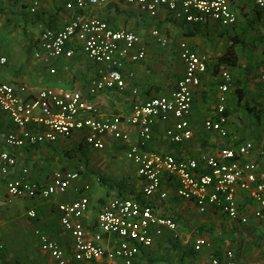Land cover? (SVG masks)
I'll return each instance as SVG.
<instances>
[{
	"label": "built area",
	"instance_id": "obj_1",
	"mask_svg": "<svg viewBox=\"0 0 264 264\" xmlns=\"http://www.w3.org/2000/svg\"><path fill=\"white\" fill-rule=\"evenodd\" d=\"M49 0H32L29 14H35ZM66 11L71 12L69 22L60 30L40 26L35 41L33 57L43 60L48 66L61 58L70 59L77 53L97 66V72L86 89L56 90L43 88L30 92L25 85L0 81V111L4 113L15 130L0 134V185L3 184L7 199L50 201L55 197L76 196L71 201L56 205L61 230L70 238V246L52 240L36 229L34 237L39 248L55 264H134L142 251L151 249L167 231L177 238V225L159 214L155 207L141 204L133 199L113 197L99 210L94 229L83 219L89 210L85 195L89 187L79 185L80 173L56 171L47 184H38L27 179L28 168H18V152L38 144H53L68 140L76 132L82 135L83 143L96 151L104 150L106 140L131 142L129 132L123 127L136 128L137 143L130 144L125 152L126 160L136 170L142 182L141 196L145 199L165 201L168 192L162 185L165 177L175 184L178 199L192 202L199 214L212 208L230 221L242 225L248 218L241 216L237 203L240 192L245 193L255 204L253 216L264 218V182L257 177V166L251 160L255 146L246 141L234 148L221 149L218 156L200 155L195 159L178 160L173 156L147 150L152 141L156 122L164 126L163 136L168 144L180 145L189 142L193 132L189 126L193 92L201 84L206 72L208 58L193 52L185 42L178 43V54L184 67L176 90L168 96L157 97L137 104L125 116L97 113L92 99L104 91L125 89L126 81L134 74L126 68L139 64L146 58V46L140 36L124 30L115 31L109 24L92 12L113 5L135 8L150 18L157 17L160 10L166 11L175 22L190 25L215 22L222 27L235 25L237 16L227 0H56ZM264 17V0H253ZM152 40L161 47L168 46V39L159 31L150 32ZM7 64L0 57V75ZM54 68L49 69L54 74ZM216 118L203 122L206 132L227 139V119L224 116L227 93L232 78L223 72L220 76ZM258 81L264 92V71ZM16 170V171H15ZM15 171V176L13 172ZM30 219L35 212L27 213ZM96 229V231H95ZM211 247L208 239L195 238L192 248L200 253ZM207 264H242L236 255L227 251L222 257L210 254ZM264 264V263H256Z\"/></svg>",
	"mask_w": 264,
	"mask_h": 264
},
{
	"label": "crops",
	"instance_id": "obj_2",
	"mask_svg": "<svg viewBox=\"0 0 264 264\" xmlns=\"http://www.w3.org/2000/svg\"><path fill=\"white\" fill-rule=\"evenodd\" d=\"M31 1L0 0V33H3L4 37V39L0 38V57L7 59L4 71L0 75V81L9 84L25 85L33 93L43 88H53L56 90H79L83 94H86V89L97 72V66L84 59L81 53H77L70 59L61 58L56 60L51 66H48L43 60H36L33 57L35 41L40 34V26L46 29L60 30L69 22L72 13L64 10L56 0H49L35 14L31 15L28 12ZM227 1L234 12L235 8L240 9L245 3L250 5L249 16L246 17L254 24L256 23L255 15H258L264 27V17L253 3V0H235L236 2L234 1L235 4L233 5L230 3L231 0ZM235 14L237 20L232 27H236L239 20V12H235ZM92 15L105 20L115 31L124 30L140 36L147 51L144 61L126 68L127 71L134 74V77L132 80L126 81L123 91H104L92 99L97 113L125 117L131 112L133 106L143 104L152 98L168 96L174 92L178 81L184 73V67L178 54V43L185 42L193 52L206 55L208 58L206 72L201 76V84L193 92L192 111L189 121L193 137L189 142L184 144H168L163 136L164 126L156 122L153 126L152 141L145 149L167 153L178 160H186L198 158L200 155L218 156L221 149L234 148L243 142L251 141L255 146L251 160L257 166V177L264 182V128H253L251 126L247 129V126L254 123L256 115L264 113L263 108L262 110L254 108L256 105L254 104L255 100L259 94L262 96V102L264 101V92L258 81L259 75L264 71V51L261 59L255 58V51L251 52V56L254 57L253 61L257 63L253 65V68H247V72L249 70L253 74L259 71L257 76L259 91L253 89L252 85H250V74L248 84L242 81L241 78L238 79L239 82L238 80L237 82L232 80L231 87L227 93L225 109L227 116L224 113L227 119L226 130L228 138L221 139L214 133L206 132L203 128V122L216 118L214 110L219 94L218 87L221 84L220 70L224 67L229 69L236 67L240 56L237 50V45L240 43L239 36L236 38L232 36L238 40L235 45L237 58L235 65L217 66V59L224 53L225 48L231 41L226 47L218 48L216 46L217 42L220 41L221 35L224 36L226 31H229V28L222 27L215 22L209 21L204 24L190 25L184 22H175L164 10H160L157 17L150 18L139 13L135 8L127 9L113 5H108L106 8L94 11ZM151 21L155 24V29L153 30L159 31L162 36L168 39L167 47H161L152 40L150 37L152 30L146 31L147 25ZM195 28H198L199 32L195 33ZM206 36L208 38L211 37L209 39L215 41L213 46L207 43ZM261 36L260 40L264 43L263 34ZM219 46H221L220 43ZM155 65L160 70H156L157 74L150 75ZM51 67L56 71L53 75L49 73ZM237 88L244 93V98L241 102L238 101L236 95ZM257 111H259V114ZM239 120L240 123L237 122ZM122 129L129 132L131 142L123 144L108 138L102 151H96L86 146L82 141L80 132L72 135L71 138H75L74 142L67 147H64L66 145L65 141H69L71 138L68 140L60 139L53 144H38L27 147L18 152V168H28L27 179L43 185L50 182V176L53 171L46 174L45 162L53 155L56 156V161L58 160L59 162L60 171L71 172L79 164H75L76 160L72 159L70 161L65 159L66 156L64 157V154L70 156L72 155V150L76 152L78 149L91 154H100L105 151L114 150L116 153H120V159H118L120 164L126 165L133 170L134 176L139 180L135 167L125 158L128 146L138 142L136 140L137 129L129 127H123ZM14 130L15 128L8 120V117L0 111V134ZM249 134L253 135V139H251V136H248ZM75 140L78 142L77 145ZM0 149H4L1 143ZM118 167L119 164L115 170H118ZM80 169H82L81 166ZM15 171L11 176H15ZM80 180L82 183L80 182L79 185H87L89 187L85 195L89 199V205H91L96 197L93 192H95V188L98 185L89 181L85 173L80 174ZM139 182V191L141 192L142 182L140 180ZM164 182H168V185L166 184L167 188L175 186V184L170 183L168 177L164 178ZM162 185L165 186L163 183ZM0 186L4 188L3 184ZM133 189L135 191V188ZM121 193L122 189H111L110 194H107L108 196L105 194L106 198L103 200L102 206L111 199V196L112 198H123ZM74 199H76V196L71 195L66 198L55 197L50 201L40 199L27 201V205L31 206L32 208L30 207V209L36 211L35 215H37L33 218L36 221L29 218L31 226L34 227L33 233L36 229H39L41 232L47 233L46 235L51 238L53 233L56 234L58 232L57 239H62V241H56L62 245L65 244L68 248L70 246V238L60 228L56 205L59 202ZM237 203L240 215L248 218V222L245 225L230 221L226 216L212 208H207L204 214H199L195 205L188 201L180 200V206L175 205L171 210L155 206L161 216L173 220L177 225L176 239L178 240L180 251L172 249L171 245H169L171 244L169 243L171 234L167 231L156 241L154 247L168 246L171 250L170 253L172 255L176 254L179 258L180 264H207L210 254L222 257L227 251L233 252L242 264L264 263V218L262 220L254 218L253 212L256 210V204L245 193L240 192ZM51 206L54 208L53 212ZM88 211L83 221L92 228L98 212L91 218V212L90 210ZM50 214L56 217L55 225H52L48 221ZM45 220L47 223L43 222ZM198 237L208 239L211 247L200 253L193 252L192 243ZM153 248L141 252L134 264H137L139 258ZM39 253L50 264L51 258L42 251ZM71 264L88 263L72 262ZM174 264L178 263L175 261Z\"/></svg>",
	"mask_w": 264,
	"mask_h": 264
},
{
	"label": "rangeland",
	"instance_id": "obj_3",
	"mask_svg": "<svg viewBox=\"0 0 264 264\" xmlns=\"http://www.w3.org/2000/svg\"><path fill=\"white\" fill-rule=\"evenodd\" d=\"M234 1L235 0H231V5L235 4L236 1ZM234 10L236 13L239 12L237 26L229 27V31L227 30L224 36L221 35L220 41L217 42L216 46L218 48L226 47L233 38L232 36L235 38L239 36L238 38L240 43L237 45V50L240 56L235 68L229 69L224 67L220 70V73L222 74L223 72H227L230 74L234 82H237V80L241 78L246 84L249 82L250 74V85H252L253 89L259 91L260 89L257 82L259 71H256L253 74L249 70L247 72V68H253V65L257 63L253 61L254 57L251 56V52H256L255 58L261 59L263 57L264 43L260 40V38L262 37L261 34L264 36V27L262 26L258 15H255L256 23L253 24L248 20V17L246 16H249L248 11H250V5L247 3H245L243 7H240V9L235 8ZM153 29H155V24L151 21L148 23L146 31L148 32ZM0 38L4 39L3 33H0ZM205 38L210 46L214 45L215 41L209 39L211 37L208 38L206 36ZM219 43L221 46H219ZM260 43L262 44L261 46ZM155 54L159 56L158 53L155 52ZM156 70L158 71L160 69H157L155 65V68L152 70L150 75L157 74ZM263 102L262 96L259 94L255 100L254 104L256 105L254 108L259 110H262V108L264 109ZM257 112L259 114V111ZM237 122L240 123V120ZM251 126H253V128H264V113L256 115L254 123L247 126V129ZM248 136H251V139H253L252 134H249ZM74 139L75 138H71L69 141H65L66 145L64 147L70 146L74 142ZM75 143L77 145L78 142L75 140ZM119 155L120 153L118 154L114 150L109 152L105 151L100 154H91L89 152L85 153L81 149H78L76 152L72 150V155L70 156H68V154H64V157L66 156L65 159L70 161H72V159L76 160L75 164H79L77 167L75 166L73 169L74 171L72 172H79L80 174L85 173V175L88 176L89 181L93 182V184L97 183L98 185L95 188V192H93L96 197L92 201L91 205H89L91 218L97 214L99 208L102 206L103 200L106 198L105 194H110L111 189L115 188L122 189L121 196L124 198L134 199L135 196H139L146 204L152 205L153 207L161 206V208H166V210L168 208L171 210L175 205L180 206V199H178L175 195L176 186H171L170 188H167L166 185L164 186L168 192V198L165 201L143 198L141 196V192L139 191L140 182L134 176V171L126 165L120 164V161H118V159H120ZM45 163L46 174L52 171H59V162L58 160L56 161L55 155L48 158ZM118 164L119 167L117 169L119 171L115 170ZM80 166L82 169H80ZM118 172L120 173L117 174ZM95 179L97 180L95 181ZM81 180L80 182L82 183ZM133 188H135V191ZM27 201L30 200L18 198L7 199L6 194H4V188L0 186V256L7 260L17 259L20 264H49L47 263L46 258L43 259L39 253L41 251L33 234L34 227L31 226V221L27 215V213L31 210V206L29 207L27 205ZM52 206L51 209L53 212L54 208ZM34 212L36 214V211ZM49 218L50 219L48 221L51 222L52 225H55L56 217L50 214ZM43 222L47 223L46 220ZM57 235L58 232L56 234L53 233L51 239L59 240L57 239ZM60 241H62V239H60L59 242ZM64 246L67 248L65 244ZM170 252L171 250L168 246L166 247L164 245L156 248L154 247L147 254L151 256L153 260H156L155 264H174L175 261L180 264L179 258L176 254L172 255ZM50 264H54L51 259Z\"/></svg>",
	"mask_w": 264,
	"mask_h": 264
},
{
	"label": "trees",
	"instance_id": "obj_4",
	"mask_svg": "<svg viewBox=\"0 0 264 264\" xmlns=\"http://www.w3.org/2000/svg\"><path fill=\"white\" fill-rule=\"evenodd\" d=\"M199 32L198 28H195V33ZM238 40H236L235 38L231 39V43L225 48L224 53L217 59V66L220 65H225V66H234L237 58H236V51H235V45L237 43ZM236 95L238 97V101L241 102L242 99L244 98V93L240 90V89H236ZM225 115L227 116V113L225 112ZM163 184H167L168 182H164L163 180ZM124 198V197H123ZM129 199V198H127ZM135 201L141 203V204H146L139 196H135L134 199ZM34 221H36V219H33ZM91 229H94V227H92ZM171 240L169 241V245H171L172 249L180 251V247H179V243L178 240L176 238H173L172 236L169 237ZM193 251V248H192ZM144 252V251H142ZM194 252V251H193ZM220 257V256H219ZM156 260H153L151 256H149L148 254H143L141 256V258H139V261L137 264H155ZM136 263V262H135ZM0 264H20L17 260H13V261H8L4 258H2L0 256Z\"/></svg>",
	"mask_w": 264,
	"mask_h": 264
}]
</instances>
